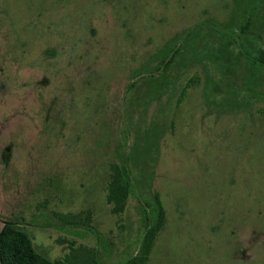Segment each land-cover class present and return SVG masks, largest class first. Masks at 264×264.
<instances>
[{
    "label": "rangeland",
    "instance_id": "obj_1",
    "mask_svg": "<svg viewBox=\"0 0 264 264\" xmlns=\"http://www.w3.org/2000/svg\"><path fill=\"white\" fill-rule=\"evenodd\" d=\"M262 1L0 0V225L20 211V202L29 220L37 200L51 214L79 198L70 208H90L93 229L72 232L33 219L27 226L36 249L56 258L68 250L61 237L88 245L98 238L103 253L100 243L107 238L111 254L106 259L134 254L144 231L137 193L131 191L120 212L111 211L105 197L108 164L118 160L112 147L121 136V93L129 74L196 20L226 23L235 7H255ZM258 11L255 24L262 30L264 13ZM205 29L199 28L195 42L207 40L216 48L219 36L203 38ZM205 67L196 60L177 63L167 71V78L175 73L174 79L155 86L161 92L146 87V75H140L136 97L127 104L130 141L145 142L147 129L155 140L153 156L137 155L131 170L144 190L158 194L163 207L162 223L141 264H264V96L248 94L239 77L225 82L226 72L209 63L221 88L206 99L210 72ZM43 98L61 99L69 104L73 120L82 121L69 133L83 139L80 165L76 173L63 174L69 184L57 185L62 191L38 189L29 178L16 177L18 142L6 136L16 133L17 120L25 121L17 115L18 107L27 113L31 102ZM48 165L43 161L36 166L34 177L46 176ZM31 168L26 163L22 170L27 174ZM65 214V219L80 218Z\"/></svg>",
    "mask_w": 264,
    "mask_h": 264
},
{
    "label": "flooded vegetation",
    "instance_id": "obj_2",
    "mask_svg": "<svg viewBox=\"0 0 264 264\" xmlns=\"http://www.w3.org/2000/svg\"><path fill=\"white\" fill-rule=\"evenodd\" d=\"M254 1L256 2L257 0ZM259 9L264 13V1L257 3L255 7L251 5L243 6V8L235 7L232 14L226 19V23L225 20L221 22L211 19L210 21L212 22L204 25L201 21L196 20L195 23L186 27V30L181 36L169 37L159 50L155 53L153 52L149 58H147V62H144L139 68H136L129 74L125 90L121 93V136L112 147L115 148V155H117L118 160H114L108 164L110 171L105 197L111 204V211L120 212L123 210L129 194L134 190L137 193L136 200L139 205L140 217L144 222V229L152 224V214L154 212H160L159 206L163 210L158 194L155 192L152 195L149 190H144L139 184L140 181L137 180L138 177L133 174L130 166V162L135 160L134 157L137 155H139L141 159L142 154L144 157L146 153L150 159L154 151V148L150 151V147H152L155 142L154 135L151 136V130L147 134L148 129L145 131L148 137L145 142L137 141V139L133 140V142L130 141L131 127L126 120L130 111L127 104H129L131 98L136 97L135 95L137 93L134 94V87L136 81L139 80L137 78L140 75L145 78L143 76V74H145L147 78L146 80L144 79L146 87L155 89L157 85L160 86L163 84V79L166 80L167 84L174 79H172V77L175 73H172V75L167 78L168 69L173 70L177 63L182 62L183 64L184 61L186 63V61L196 60L200 61L204 67L206 66V71L210 72L208 75L209 80L206 82V99H213L217 90L221 88V82L217 81L219 78H214L215 76L213 73H215L216 69L213 68L212 73L207 67L209 63L226 72L225 82H235L232 78L239 77L241 87H243L248 94L253 93L259 97L264 96V29L259 30L256 27L254 18L255 13L259 12ZM234 13L236 15H233ZM199 28H206L205 30L208 34L204 35L203 38H208L212 33H217L219 42L216 48L210 46L207 40H202L203 43L201 41L195 42V37L201 34ZM210 38H213V35L210 36ZM179 60L181 62H179ZM192 76L196 78L195 75ZM156 89H158L157 92L162 90V88ZM184 89L185 85L180 90L181 95L184 93ZM153 92L155 93V91L152 90L151 93ZM180 98L181 96H178L176 101H179ZM231 100L234 102L233 97ZM242 101L245 102L246 100ZM211 102L213 101L211 100ZM221 102L222 100L220 103ZM65 104H63L61 99L57 100L54 98L52 101H48L46 98H43L40 102L38 101V104L31 102L28 108L26 107L25 109L27 113H23L22 107H18L19 112L17 115L24 116L23 118H25V121L21 120V118L17 120L16 133L14 135H11V132H7L6 134L8 141L9 139H13L16 143L18 142V149L16 150L17 161L14 165L15 170H17L16 177L29 178L28 181L31 183H38V189H40V187L43 189L55 188L62 191V189L65 188L57 187V185L69 184L67 179L63 177V174L69 172L76 173L78 170H76L75 166L80 165L77 161L81 159L79 149L82 147L83 139L79 133L71 135L69 133L70 130L76 131L77 128L81 126L82 121H80L79 124L76 123L69 114V104L68 106ZM231 106L235 108L238 105L234 103ZM57 135H59V138L54 140ZM36 139H38V141H36ZM66 140L69 146L66 145ZM8 141L2 149L3 160L5 162H7V154L10 151L9 144L11 142L9 143ZM66 154L68 157L64 159ZM71 160H73V162H71ZM43 161L50 164L48 167L51 168V171L39 180L38 177H34L33 171H36V166L42 164ZM61 162L64 163L63 166L58 164ZM26 163H31L32 167L27 174L22 170V167L25 166ZM54 164L60 166L56 168ZM78 168H81V166ZM117 171L120 172L122 179L125 181L124 193L120 195L118 200V193L114 198H109L110 184H114L112 183V178L117 174ZM84 175L85 174H83V176ZM76 177L75 180H77ZM80 183L81 181L79 184ZM56 197L58 198V196ZM78 199L79 198H77V200L72 199L70 203H67L69 208H65V210L55 208L57 210L49 211L51 214L42 210V204H45V202L42 201L43 203H41V201L37 200L33 205L35 211L32 213L29 220L26 215H23V204L20 202V211H16L14 214L10 215L9 218L4 220L0 225V264H2V260L3 263H6V260L2 259L4 251L3 244L5 241L17 240L23 235L29 240L34 251L40 256L39 258L42 261L46 259L50 264H69L75 259L82 257L86 250H90L93 257L97 259L100 264H120L128 255H123L115 261L106 259L105 257L107 256L109 258L111 254L108 245L110 242L106 241L107 238L105 240L103 239L100 243L101 247L104 249L103 253H101L97 245L98 238L94 245H88L82 242H76L74 239L61 237L58 240L60 242L66 241L68 250L64 252L61 257L56 258H50L46 253L36 249L32 235L28 230L29 226H27L33 219L36 221V224L38 223L45 227L53 226L56 228H67L72 232L93 229L91 224L92 210L90 208L85 207L84 209L79 208L77 210H71L70 207H72L74 202H79ZM53 202L60 204V201L57 200ZM65 211L77 214L80 218L76 220L65 219ZM68 215L70 216V214ZM38 218H41L40 222H38Z\"/></svg>",
    "mask_w": 264,
    "mask_h": 264
},
{
    "label": "trees",
    "instance_id": "obj_3",
    "mask_svg": "<svg viewBox=\"0 0 264 264\" xmlns=\"http://www.w3.org/2000/svg\"><path fill=\"white\" fill-rule=\"evenodd\" d=\"M112 178V183L110 184V194L109 198H114L118 193L119 199L120 195L124 193V180L122 179L120 172L117 171ZM159 211L156 213L154 222H151L145 231L143 232L141 239L139 241L136 252L128 255L124 260L129 264H141L147 260L148 251L150 247L151 239L154 235L155 230L160 226L163 218V210L159 206ZM19 237V236H14ZM3 255L2 259L6 260V263L2 264H50L46 259L42 261L37 255V253L32 248L29 240L23 235L21 238L12 241H5L3 244ZM64 264V263H63ZM68 264V263H67ZM69 264H100L97 259H95L90 250L84 251L82 257L75 259Z\"/></svg>",
    "mask_w": 264,
    "mask_h": 264
}]
</instances>
